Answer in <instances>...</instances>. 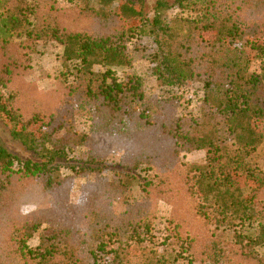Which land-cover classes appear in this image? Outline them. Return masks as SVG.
<instances>
[{
  "label": "trees",
  "instance_id": "trees-1",
  "mask_svg": "<svg viewBox=\"0 0 264 264\" xmlns=\"http://www.w3.org/2000/svg\"><path fill=\"white\" fill-rule=\"evenodd\" d=\"M57 1L0 0V122L25 152L0 137V264H264V169L251 162L264 140V0ZM173 7L179 15L164 17ZM143 37L164 88L155 95L138 75L116 76ZM39 40L63 46V114L26 109L16 91ZM191 83L202 90L195 110L176 91ZM74 111L125 150L98 149ZM77 147L86 165L67 166ZM193 150L203 163L181 160ZM63 168L93 177L84 203L55 195L58 212L21 214L31 183L57 193ZM156 195L172 207L161 252Z\"/></svg>",
  "mask_w": 264,
  "mask_h": 264
},
{
  "label": "rangeland",
  "instance_id": "rangeland-1",
  "mask_svg": "<svg viewBox=\"0 0 264 264\" xmlns=\"http://www.w3.org/2000/svg\"><path fill=\"white\" fill-rule=\"evenodd\" d=\"M59 3L63 4L62 0H58ZM57 1V2H58ZM148 5H154L156 0H145ZM56 2V4H57ZM170 2V1H169ZM180 13L176 7L167 9L163 16L166 18H172L178 16ZM77 16H74L76 18ZM67 20V19H66ZM87 23L90 27L102 30L107 27V24L102 25L95 19H89ZM142 43H141V42ZM140 41L132 40L129 44L130 48L133 49L132 56L133 60L130 66L119 67L116 69V76L125 78L128 73L138 75L144 88L151 94L161 92V87L152 73L151 65L148 62L145 53V48L149 42L145 37ZM29 68L21 76V82L19 84L20 91L16 87V91L19 95V100L22 106L26 109L37 108L41 111L53 112L55 115L58 113H65L69 109L70 105L67 101L66 87L69 83L67 76L64 75L63 68V46L53 40H39L34 45V50L30 53L28 59ZM258 64H254V67ZM100 66H95L94 69H100ZM72 79L71 76L68 77ZM176 91L188 102V109L195 110L200 98L202 97L201 85L199 83H191L186 86L176 88ZM23 94H22V93ZM73 111V110H72ZM71 115L72 121L75 127L82 133H88L95 145L100 146L98 149H102L103 146H107L108 149L114 151L109 157L117 156L116 153H121L125 150L123 143L114 136L104 135L100 133L95 119H89L86 115H79L78 112L74 111ZM0 137L4 140L12 149L23 151L22 147L10 141L8 138V132L4 125L0 122ZM93 143V142H92ZM87 149L86 147H77L74 152L69 153L68 161L65 163L68 165H86ZM25 153L24 151L22 152ZM204 150H193L185 152L180 155L181 160L187 164H201L205 159ZM251 162L258 168L264 169V140L261 145L257 148L255 153L251 157ZM62 175L65 178L63 184L58 188L57 193L51 191L49 194L46 191H41L35 184L31 183L30 192L25 198L21 200L22 204L19 206V212L21 214H28L29 212H39L44 210L49 214L52 211H59L58 203L54 196L59 197L65 206H80L84 203L87 194L93 190L92 186L95 183L93 177L88 174H73L70 169L63 168ZM144 174V173H143ZM142 174V175H143ZM133 193L135 196H139V189L133 187ZM58 199V198H57ZM154 235L157 241L158 251H163L165 245L162 244L161 240L166 234L167 219L170 217L172 207L162 197L156 195L154 201ZM153 205V204H150ZM50 207V208H49ZM50 210V211H49ZM75 212V211H74ZM30 215V214H29ZM39 242V234L35 233L28 241V244L32 247L36 246ZM159 242V243H158ZM257 251L260 255L264 253V245L259 246ZM168 259L172 261L173 254L166 250ZM178 264H187V260L179 259ZM198 264V263H193Z\"/></svg>",
  "mask_w": 264,
  "mask_h": 264
}]
</instances>
